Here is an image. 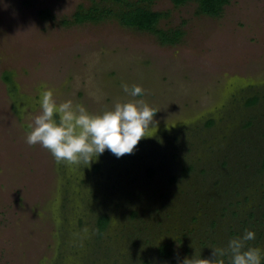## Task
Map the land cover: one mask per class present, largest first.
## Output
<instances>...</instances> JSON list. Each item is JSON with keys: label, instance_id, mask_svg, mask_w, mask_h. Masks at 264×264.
I'll use <instances>...</instances> for the list:
<instances>
[{"label": "rangeland", "instance_id": "1", "mask_svg": "<svg viewBox=\"0 0 264 264\" xmlns=\"http://www.w3.org/2000/svg\"><path fill=\"white\" fill-rule=\"evenodd\" d=\"M128 3L164 13L158 28L180 40L114 15L75 21ZM45 89L91 114L142 99L157 131L120 158L57 163L26 143ZM263 157L264 0H230L216 18L195 2L0 0V264H230L229 240L246 231L244 250L264 249Z\"/></svg>", "mask_w": 264, "mask_h": 264}, {"label": "clouds", "instance_id": "2", "mask_svg": "<svg viewBox=\"0 0 264 264\" xmlns=\"http://www.w3.org/2000/svg\"><path fill=\"white\" fill-rule=\"evenodd\" d=\"M123 89L133 97L144 95L140 85L124 84ZM41 111L29 123L26 143L40 144L50 151L57 163H84L90 165L99 159L105 150L117 158L132 154L143 138L153 137L157 131L154 120L155 108L142 99L115 103L114 107L101 114H91L82 104L72 100L57 103L51 89H45L40 101ZM55 117H58L57 120ZM254 231H246L242 237L230 239L228 251L230 264H261L264 249L248 248L244 242L254 240ZM215 254L223 256L224 249ZM214 255V253H213ZM183 264H225L223 259H185Z\"/></svg>", "mask_w": 264, "mask_h": 264}, {"label": "trees", "instance_id": "3", "mask_svg": "<svg viewBox=\"0 0 264 264\" xmlns=\"http://www.w3.org/2000/svg\"><path fill=\"white\" fill-rule=\"evenodd\" d=\"M117 3H122L127 0H114ZM141 1H152V0H141ZM172 3L179 7L187 5L190 2H195L198 4L200 14L207 15L209 17H219L223 12L226 5L230 3V0H171ZM129 8L126 11H121L114 13L113 10L100 9L98 7L91 8L87 12L79 11L75 14V21L80 23L85 20L99 21L105 18L107 15L117 16L119 21L126 27L135 28L140 31H146L154 33L160 37L163 43L175 44L180 40L181 33L175 32L170 35L165 31L158 28L160 20L165 16L162 12H154L149 10L144 6H137L136 4L128 3ZM258 99L253 98L249 101V105L257 103ZM214 121H209V125H212ZM262 168L264 170V157L262 160ZM136 215V214H135ZM110 223V218L108 216H102L98 223V232L103 235ZM173 250L168 243H164L158 248V255L160 259H168L172 256ZM264 264V259L261 261Z\"/></svg>", "mask_w": 264, "mask_h": 264}]
</instances>
